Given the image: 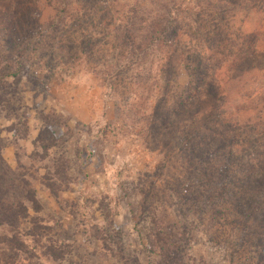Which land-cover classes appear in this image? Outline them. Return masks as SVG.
<instances>
[{
	"label": "rangeland",
	"instance_id": "1",
	"mask_svg": "<svg viewBox=\"0 0 264 264\" xmlns=\"http://www.w3.org/2000/svg\"><path fill=\"white\" fill-rule=\"evenodd\" d=\"M13 1L0 0V11L15 9ZM108 1L93 0L101 7ZM135 1L113 4L129 10ZM57 2L39 16L58 24L56 33L54 25L49 33L29 32L23 18L0 24V69L8 72L0 82V159L16 176V200L28 207L17 229L0 228L25 246L15 264H264L261 214L240 212L230 195L206 199L209 188L196 184L181 145L169 142L160 122L150 129L153 107H171L188 90L186 63L161 73L157 43L137 64L109 49L95 53L112 44L103 37L110 23L88 24L87 7L70 16L74 3L63 10ZM250 16L243 30L257 26L259 16ZM87 39L92 56L83 48ZM112 58L130 71H109ZM25 188L31 203L22 199Z\"/></svg>",
	"mask_w": 264,
	"mask_h": 264
},
{
	"label": "trees",
	"instance_id": "2",
	"mask_svg": "<svg viewBox=\"0 0 264 264\" xmlns=\"http://www.w3.org/2000/svg\"><path fill=\"white\" fill-rule=\"evenodd\" d=\"M51 1L44 0L42 5L36 0L35 4L33 0L21 4L15 0L13 11H0V24L12 25L13 19L23 18L29 22V32L49 33L48 29L54 25L50 32L56 33L58 24L49 19L41 22L39 17L44 6L54 8L52 3L57 0ZM58 1L63 10L69 6V1L74 3L70 16L82 13L87 7L83 18L88 24L95 19L110 23L103 37L111 38L112 44L105 42L95 53L104 54L109 49L108 53L115 52L119 59L126 54L128 60L134 59L133 63L137 64L136 61L146 58L150 53L147 51L157 43L155 49L160 47L161 73L169 75L175 64L186 63L185 70L191 72L188 90L176 98L171 107L164 102L153 107L155 113L150 117V129L156 131L160 122L165 136L171 137L169 142L172 139L170 143L176 141L181 145L177 149H181L186 163L196 170L192 175L196 176V184L209 188L206 199L230 195L240 212L251 207L252 213L261 214L258 228L262 229L263 237L259 258L264 261V0H149L153 7L148 9L143 0H138L129 10L116 8L114 0H109L105 7L93 0ZM111 7L115 9L112 12ZM98 13L100 17L96 18ZM251 13L256 19L259 16V22L243 30L244 21L252 17ZM86 42L83 48L92 56V45L88 39ZM64 47L61 44L58 50ZM180 47L182 52L177 50ZM114 61V67L106 66L109 71L115 74L130 71L129 65ZM256 63L260 64L255 66ZM6 68L0 69V82L8 73ZM166 80L170 81L169 76ZM228 105L233 108L231 113ZM174 124L172 132L170 128ZM170 143L165 145L170 147ZM11 175L2 170L0 159V228L6 225L17 229L19 221L26 218L28 207L16 200L21 189L16 186V176ZM256 185L259 189H254ZM27 189H23L22 199L31 203V190ZM247 216L245 214V218ZM24 248L16 233L10 238L0 233V264H15L17 254ZM46 254L55 255L50 249Z\"/></svg>",
	"mask_w": 264,
	"mask_h": 264
},
{
	"label": "clouds",
	"instance_id": "3",
	"mask_svg": "<svg viewBox=\"0 0 264 264\" xmlns=\"http://www.w3.org/2000/svg\"><path fill=\"white\" fill-rule=\"evenodd\" d=\"M225 264H226V262H225Z\"/></svg>",
	"mask_w": 264,
	"mask_h": 264
}]
</instances>
